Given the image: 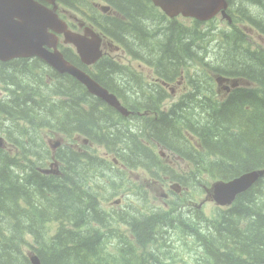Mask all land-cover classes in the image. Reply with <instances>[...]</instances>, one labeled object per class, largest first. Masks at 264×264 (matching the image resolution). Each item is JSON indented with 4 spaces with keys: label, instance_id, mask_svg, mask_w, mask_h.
<instances>
[{
    "label": "trees",
    "instance_id": "16d2710c",
    "mask_svg": "<svg viewBox=\"0 0 264 264\" xmlns=\"http://www.w3.org/2000/svg\"><path fill=\"white\" fill-rule=\"evenodd\" d=\"M68 1L62 0L73 7ZM107 1L128 22L109 18L110 30L102 23L99 27L118 43L127 45L136 57L154 66L159 77L173 80L188 67L192 55L205 61L216 74L241 78L256 85L254 91L239 87L225 102L214 104V100L205 95L204 85L194 82L183 110L177 105L170 114L161 113L159 105L163 97L157 85H133L122 75L117 63L106 60L98 66V75L94 76L101 85L118 96L123 88L129 98L140 101V108L143 106L134 110L160 113L157 121L146 120L147 136L169 146L183 147L188 160L197 164L200 161L196 167L198 176L211 174L214 179L229 181L264 169V52L247 48L243 31L245 39L237 34L228 49H214L220 56H204L206 52L198 58L197 53L186 51L188 44L179 36L182 29H175L174 22L165 31L159 30L160 25L154 22L159 20L163 24L164 15L162 20L151 0ZM228 3L232 26H254L264 35V0H228ZM150 14L155 15L152 21ZM195 34L194 30L187 31L189 49ZM234 47L245 57L238 53L235 59L224 58ZM139 51L151 57L141 58ZM65 57L80 66L70 50L65 51ZM26 63L23 60L3 64L8 70L1 76L8 79L6 83L11 87L13 99L8 104L0 101V134L14 144V149L0 148V264H32L26 247L36 251L42 264H100L105 253L109 258H116L118 264H172L168 256L178 246L170 232L176 231L192 237L203 253L202 259L196 258L187 264H264V190L261 188L264 177L239 196L232 207L218 209L212 217L200 206L180 209L182 213L177 215L178 209L170 211L148 205L144 197L139 205H127L126 210L114 212L113 217L103 210L100 199L103 189L98 187L108 178L101 181L92 178L96 170H102L100 164L109 169L106 161L68 146L64 152H58L56 158L66 167L63 175H42L38 168L51 157L42 138V131L47 127L57 132L98 135L101 141L97 138L94 141L105 145L109 155L119 154L129 171L143 168L155 176V180L159 168L154 167H159L160 159L151 154L146 141H142L135 130L126 129L118 137V115L101 100L93 98L76 80L57 74L53 76L58 77V81L49 85L46 75L56 73L45 69L42 61L38 65L30 63L29 68L45 69L33 78L26 70ZM80 68L89 72L84 66ZM126 72L132 75L131 71ZM45 87L53 96L48 97ZM141 91L150 93L147 100L142 98ZM45 100L61 101L50 105V101ZM148 100L152 102L151 107ZM197 104L201 108H197ZM215 106L218 108H213ZM202 110L205 112L200 114ZM174 115L177 123L172 122ZM184 115L189 132L197 143L201 142L204 151L193 147L176 127L178 123L186 125ZM215 116L220 121L215 120ZM199 122L200 127H197ZM141 129L138 132L142 133ZM148 162L152 166L144 164ZM114 171L113 174L123 173ZM169 175L173 181L175 176ZM183 179L179 183L189 186L186 178ZM189 200L191 203L195 199L190 195ZM11 215L17 217L16 224L8 223L6 218ZM112 219L123 225L129 235L113 227ZM52 224L55 234L50 236ZM95 224L98 227L91 229ZM103 224L108 236L99 229ZM109 247H112L111 252Z\"/></svg>",
    "mask_w": 264,
    "mask_h": 264
},
{
    "label": "rangeland",
    "instance_id": "374dc122",
    "mask_svg": "<svg viewBox=\"0 0 264 264\" xmlns=\"http://www.w3.org/2000/svg\"><path fill=\"white\" fill-rule=\"evenodd\" d=\"M243 2L249 3L248 1H243ZM80 5L84 9H89L91 7L90 6L91 2L87 0H80ZM248 6H251V5H248ZM260 8L263 9V7H260ZM64 12H68L72 14L73 16H75L78 20L82 22H87L88 25H90V23L87 21V19L84 18L82 14L80 15V13L66 11V10L59 11L61 15H65ZM66 17L68 21L74 22L69 19L71 15H67ZM149 18L152 21L154 20L155 15L150 14ZM160 18L162 19L161 15H160ZM178 19H179L178 22H175L173 24H176L175 29L177 27H180L182 29L181 30L182 33H180L179 36L184 37L185 44H188V47H186L187 49L186 51L191 52L192 54L197 53L198 58L201 55H204L208 49L211 50L212 56H217V55L220 56L221 55L220 53L214 52V48L219 45L217 49H222V48L228 49L230 45L234 43L235 35L237 34L241 35L242 39H245V36L243 34L244 32L246 34V40H245L246 47L249 48L251 51L260 50L261 52H264V37L258 34L259 29L256 27L255 29H252L250 25L230 26L227 20L222 19L221 17L218 18L217 21L212 24H202V23H197V22L193 23L194 20L183 19L181 17ZM154 23H157L158 25H160L159 30H163V31H165L167 27L172 24L171 22H165L164 20H163V24H161L159 20H157ZM259 26L260 25H258L257 27ZM164 27L165 29H163ZM188 30H194L196 32L194 38L190 42V49H189V37L187 35ZM110 37L113 38L111 35ZM104 52H105V55L110 54L113 57L117 58L118 61H120L124 65L132 64L133 70L135 72V75H133L132 78H127L126 75L122 73V75L126 77L131 82V84L140 85L145 82L151 83L155 80L154 74L150 70V65L147 64L148 62L146 60H142L139 58L138 61H135V60H132L129 56H128V59L124 58L122 53L119 50H117L113 46L111 47L108 44L104 46ZM139 52L144 53L141 51ZM238 53L240 56L245 57V55L240 53V50L238 47H234V48H231V54L228 55V57H224V58L235 59ZM249 56H252V55L250 54ZM189 61H190V64L188 65L186 69H184L185 72H184L183 80L184 79L186 80L188 77H190V75L197 74L200 76V80L195 78V81L200 82L202 83V85H205L208 87L207 94L210 95L211 98H214V95L218 94L219 92H223L222 88L219 87L215 81L217 77L216 73L214 72L213 69L206 66L205 61L197 60L192 55L189 57ZM26 70L30 71L33 74V78L38 77V73L34 68L27 67ZM136 74L139 77L136 76ZM178 81H181V78H179ZM180 83L182 86H185L184 82H180ZM173 85L176 86V84H173ZM44 90L46 91L48 97L53 96V93H51L47 87H45ZM181 90L182 89L178 88L177 94L181 93V95H183V92H180ZM149 96H150V93L147 92V97ZM224 98L225 96L222 97L221 100ZM126 99L127 101L130 100L128 98ZM48 101H51V100H45V102H48ZM177 101H178V97L175 94H172L171 97L165 96L162 98L160 106L161 108H164V110L165 109L167 110L174 104L179 103ZM132 109H142V108L137 106V107H132ZM133 111L138 112L136 110H133ZM202 116H205V115H202ZM153 118H156V116H154L153 114H150L146 118H143L140 116V117H137L136 119H132L126 122L122 121L121 119H118L119 120L118 125L120 126L119 128L121 130L120 131L118 129L119 130L118 132L125 133L126 129L134 130L135 127H138V128H142V133L144 136H146L144 132H147L148 127H147V124H145V120L150 121ZM214 119L220 121V119H218L217 116H215ZM141 122H143V124ZM47 135H48V132H44L42 134V138H44V146L50 140L55 141V142L57 141V142H60L61 144H64V138L61 135H57V136H47ZM0 140H1V143L5 142V147H7L8 149L12 148L11 146L12 143L5 141L4 137L1 134H0ZM94 145L98 147L99 155L108 159L109 161H112L113 156H110V157L105 156L106 148L104 147L103 144L102 145L94 144ZM149 149H150L151 154H153L154 156H158L161 153H164L163 161H164V164L169 168L170 172L172 174L176 173L177 175H181L182 177L187 178L188 181H191L190 186L182 187L180 188V190L170 189V187L173 186V184L175 186H178L179 183L176 181L173 182L172 180H170L169 176H165L163 178L162 175H161V179L163 178L162 181H157L154 184L152 182H149L148 180H145L143 176V171L141 170L134 171L133 174L130 175L129 180H124V179L120 180L114 177V175L108 174L109 169H107L104 164H100L99 168H101L102 170H96L97 172L95 171V174L92 175V178L101 179V177H108V180H107V183H109L108 184V192H109L108 196H110V202H106L104 204L106 210H109L111 212H119L122 209H124L125 204H127V202L129 201H131L135 205H139V201L137 200V196L139 195H145L146 197L145 201L148 205L160 207L162 206V201L160 200V196L161 195L163 196L164 193H168L170 194V197L166 200H168L171 203H174L178 199L170 193V190H171L175 192L176 195L179 196V200H183V202L177 208L178 209L177 215H180L182 213V211H180V208H190L192 206H200L206 212L207 215L212 217L214 212L217 210V207H216V204L212 201L213 200L212 195L208 197L207 191L210 190L211 186L214 184V179L210 177L209 175L202 174L200 175L199 180L196 183V179L198 178V173L195 174L196 176H193L194 173L192 172L193 170H195L194 166L192 165L190 160H188L184 155H179L176 153L171 154L170 152H167L163 147H158V146L156 147L152 146V148H149ZM181 149L184 150L183 147ZM128 150L129 149H126V151ZM118 160L122 161V157H119ZM111 163L112 165L114 164L113 161ZM144 164H150V163L148 162ZM127 168H128L127 166L122 167V165H120L118 161L116 162L115 170L118 171L120 169L121 171L122 169L124 170V172H128L126 170ZM127 175L128 173H126V176ZM128 182H130L129 184L130 187H134L132 189V194H134V196L129 200L125 198V195L126 193H128V191L122 190V186L126 187ZM113 183H118L119 185H121V188H118L117 185ZM191 187L197 189L199 194L196 196L195 200H191V203H189L188 202L189 198H186V195L190 192ZM261 188L264 190V184L261 186ZM162 198H165V197H162ZM117 201H121V202L119 204H116ZM39 215L44 216L41 213ZM6 219L8 223L10 224L17 223V217L14 215H11L10 217H7ZM54 226H55L54 224L50 226L51 229L53 230L49 231L48 235L51 236L55 234ZM114 227L118 228L123 234L129 235L127 229L123 225L119 224L118 222L114 224ZM170 233H171L170 235L176 241V244L178 246V249L173 254L168 256V259H171V260H168L170 263L187 264L188 262L196 258L202 259L201 256L203 253L201 252L199 246L197 245V243L194 241L192 237H189L179 231L170 232ZM169 236L168 238L170 239ZM25 251L26 252L30 251L29 256H33L34 254H37L35 250H30L29 247H26ZM104 256L105 258L101 260L100 264H118V261L116 258H109V255L107 253H105ZM134 264H137V263H134ZM192 264H196V263H192Z\"/></svg>",
    "mask_w": 264,
    "mask_h": 264
},
{
    "label": "water",
    "instance_id": "95a60500",
    "mask_svg": "<svg viewBox=\"0 0 264 264\" xmlns=\"http://www.w3.org/2000/svg\"><path fill=\"white\" fill-rule=\"evenodd\" d=\"M53 3L52 0H48ZM154 5L161 8L169 17L182 14L184 17L208 21L221 10L225 16L228 7L226 0H152ZM19 21H16L15 19ZM55 33H64L66 42L75 45L78 53L86 64H93L100 58V39L92 36L91 40L83 38L67 30V27L57 20L53 13L40 7L33 0H0V54L6 53V45L11 47L22 43L18 50L9 54L7 59L17 57L40 56L61 74H69L84 84L89 92L120 114L127 117L129 113L117 98L101 88L88 76L66 65L60 53L56 52L57 39ZM52 48L54 54L46 52L43 47ZM46 53V54H45ZM264 175V171L246 173L228 183H218L214 187V200L218 205L231 204L236 196L250 189ZM33 264H40L38 258H32Z\"/></svg>",
    "mask_w": 264,
    "mask_h": 264
},
{
    "label": "flooded vegetation",
    "instance_id": "af4514ba",
    "mask_svg": "<svg viewBox=\"0 0 264 264\" xmlns=\"http://www.w3.org/2000/svg\"><path fill=\"white\" fill-rule=\"evenodd\" d=\"M156 22V21H155ZM108 26V25H107ZM138 56L139 57H141V58H146V57H151L148 53H140V52H138ZM126 74H129L130 75V73H128V72H126V71H124ZM161 87H163V86H161ZM177 87V88H176ZM178 88H180V89H182L180 92H183V91H185V89H186V87H182V85H181V83L179 82V83H177L176 84V86H174V85H172L171 83L169 84V87H168V89H169V97H171V95L172 94H175L177 97H178V101L177 102H181L182 101V95H181V93H179V94H177V89ZM161 91H162V89H160ZM141 93V96H142V98L143 99H145V100H147V92H143V91H141L140 92ZM180 98V99H179ZM149 102H148V106L149 107H151V101L150 100H148ZM201 101V100H200ZM202 102V101H201ZM135 100H129V101H122V105L123 106H127L128 108H132V107H135ZM187 105V103L186 102H181L180 103V108H181V110H183L184 108H185V106ZM126 107V108H127ZM196 107H200V104H197L196 105ZM130 110V109H129ZM132 113L134 114V112L132 111ZM132 114V116H130L129 118H127V119H131L134 115ZM138 115H140V113H138Z\"/></svg>",
    "mask_w": 264,
    "mask_h": 264
},
{
    "label": "bare ground",
    "instance_id": "6f19581e",
    "mask_svg": "<svg viewBox=\"0 0 264 264\" xmlns=\"http://www.w3.org/2000/svg\"><path fill=\"white\" fill-rule=\"evenodd\" d=\"M104 24L107 26L108 25V22H107V20H104ZM108 28H109V30H110V26L108 25L107 26ZM142 42V41H141ZM241 53V52H240ZM242 58V57H241ZM122 73L124 74V75H126V77L127 78H132V75L130 74H126L124 71H122ZM234 76V75H233ZM126 79V78H125ZM128 82V81H127ZM41 106V105H40ZM47 107V106H46ZM197 108H201V107H197ZM46 109V108H45ZM142 124H143V122H141ZM40 128V127H39ZM181 131V130H180ZM116 134H117V136L118 137H121V133L120 132H116ZM164 135V134H163ZM159 137V136H158ZM37 145V144H36ZM174 145V144H173ZM66 176V175H65ZM1 199V198H0ZM1 201H2V199H1ZM5 203V202H4ZM207 244V243H206ZM212 247V246H211ZM207 252V251H206ZM42 264V263H41Z\"/></svg>",
    "mask_w": 264,
    "mask_h": 264
}]
</instances>
